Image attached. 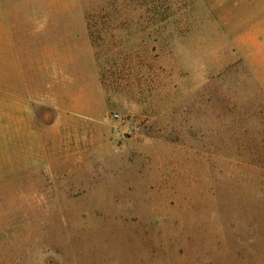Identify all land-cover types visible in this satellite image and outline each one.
Here are the masks:
<instances>
[{
    "label": "rangeland",
    "instance_id": "obj_1",
    "mask_svg": "<svg viewBox=\"0 0 264 264\" xmlns=\"http://www.w3.org/2000/svg\"><path fill=\"white\" fill-rule=\"evenodd\" d=\"M0 264H264V0H0Z\"/></svg>",
    "mask_w": 264,
    "mask_h": 264
}]
</instances>
